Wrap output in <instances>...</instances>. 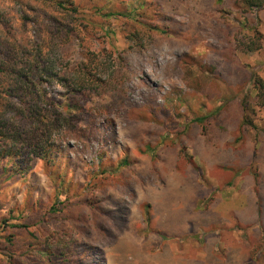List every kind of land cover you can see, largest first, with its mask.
<instances>
[{
    "label": "rangeland",
    "instance_id": "rangeland-1",
    "mask_svg": "<svg viewBox=\"0 0 264 264\" xmlns=\"http://www.w3.org/2000/svg\"><path fill=\"white\" fill-rule=\"evenodd\" d=\"M100 1L115 13L121 0ZM128 1L167 15L171 34L135 52L118 17L108 18V36L89 47L122 52L124 93L110 95L111 124L96 139L58 141L74 191L98 190L114 216L90 253L94 264H264V108L247 112L254 128L241 126L251 78L264 79V10L242 16L217 0ZM253 29L261 48L235 50ZM30 165L24 177L0 179V218L19 222L35 202L53 200L42 161Z\"/></svg>",
    "mask_w": 264,
    "mask_h": 264
},
{
    "label": "trees",
    "instance_id": "trees-1",
    "mask_svg": "<svg viewBox=\"0 0 264 264\" xmlns=\"http://www.w3.org/2000/svg\"><path fill=\"white\" fill-rule=\"evenodd\" d=\"M224 2L242 16L264 10V0H217V6ZM119 4L114 13L100 0L86 6L77 0H0V179L24 177L39 159L55 192L51 202L30 206L27 217L20 213L19 222L0 218V264H94L90 253L99 250L114 216L98 190L74 191L58 141L64 135L96 139L101 124H111L116 104L110 95L124 93L126 73L122 52L89 46L100 33L108 36L110 17H118L135 52L171 34L170 18L160 10L146 2ZM253 33L237 39L235 50L258 51L261 35ZM75 48L78 58L72 57ZM251 85L254 95L242 99V127H253L249 109L264 108V79L253 75ZM54 87L63 90L61 98L51 95Z\"/></svg>",
    "mask_w": 264,
    "mask_h": 264
}]
</instances>
